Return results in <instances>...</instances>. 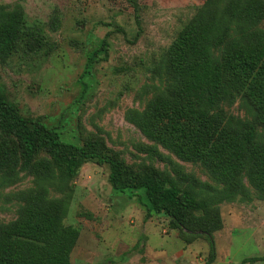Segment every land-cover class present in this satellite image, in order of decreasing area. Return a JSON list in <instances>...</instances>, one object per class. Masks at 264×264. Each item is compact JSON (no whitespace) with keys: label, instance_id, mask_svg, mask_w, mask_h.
<instances>
[{"label":"rangeland","instance_id":"rangeland-1","mask_svg":"<svg viewBox=\"0 0 264 264\" xmlns=\"http://www.w3.org/2000/svg\"><path fill=\"white\" fill-rule=\"evenodd\" d=\"M213 1L217 20L225 22L211 32L207 47L221 85L206 99L208 113L198 123L214 128L232 116L253 124L264 144L261 112L247 92L253 63L249 52L264 35V0ZM249 2L258 8L247 9ZM206 5L207 0H0L10 11L23 9L28 35L11 57L0 59V91L23 116L42 118L70 143L99 142L103 153L125 161L136 174L153 168L178 180L179 171L199 182L194 188L198 197L215 193L203 185L222 192L227 186L201 162L181 160L126 119L129 111H143L156 96L175 92L173 68L166 66L168 51L188 34L190 22ZM5 148L12 153L9 165ZM17 150L16 139L0 132V225L16 220L28 192L39 189L32 174L20 171ZM44 159L51 157L41 153L36 158ZM109 174L108 165L92 160L82 166L67 193L49 189L50 199L69 204L64 225L80 231L72 264L209 261L207 237L176 228L166 215L147 218L144 192L114 190ZM235 181L243 187L237 198L215 206L222 228L212 234L213 264L264 257V195L250 184L247 170Z\"/></svg>","mask_w":264,"mask_h":264},{"label":"trees","instance_id":"trees-1","mask_svg":"<svg viewBox=\"0 0 264 264\" xmlns=\"http://www.w3.org/2000/svg\"><path fill=\"white\" fill-rule=\"evenodd\" d=\"M211 1L207 0L206 9L202 8L192 19L188 34L179 37L168 51L166 66L173 68L175 92L156 96L143 111H129L126 119L143 136L181 160L201 162L227 188L217 192L203 185L201 187L215 193L203 196L201 192L198 197L194 188L199 182L179 171L178 180L153 168L136 174L125 161L103 153L99 142L88 140L83 146L70 143L42 118L23 116L0 91V132L16 139L20 171L32 174L39 185L38 190L28 192L17 219L0 225V264H72L71 256L80 231L64 225L69 204L65 200L50 199L49 189L56 187L61 193H67L82 166L92 160L100 166H109V182L114 190L144 192L147 218L152 214L166 215L176 228L207 237L210 259L206 264L215 262L216 245L212 234L222 228L215 206L237 198L243 187L235 180L246 170L250 184L264 195V144L259 142L253 124L232 116L221 120L214 128L198 123L208 113L206 99L221 85L220 75L211 64L207 41L211 32L224 26L225 20H217L220 16L216 15V6ZM251 4L249 2L246 8H258ZM24 27L23 9L10 11L0 6V59H7L18 50V45L28 36ZM249 55L253 63L248 71L247 92L259 108V118L264 123V35L259 37ZM184 146L189 149L184 150ZM41 153L49 155L51 160L37 161ZM153 153L164 160L157 151ZM2 154L9 165L12 153L5 148ZM193 216L197 217V222L192 226ZM196 227H200L199 232H193ZM258 262H264V257L246 258L242 264Z\"/></svg>","mask_w":264,"mask_h":264}]
</instances>
